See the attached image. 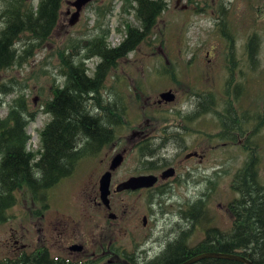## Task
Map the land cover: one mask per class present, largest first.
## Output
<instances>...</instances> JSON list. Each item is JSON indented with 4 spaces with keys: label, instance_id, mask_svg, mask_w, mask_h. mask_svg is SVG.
<instances>
[{
    "label": "rangeland",
    "instance_id": "obj_1",
    "mask_svg": "<svg viewBox=\"0 0 264 264\" xmlns=\"http://www.w3.org/2000/svg\"><path fill=\"white\" fill-rule=\"evenodd\" d=\"M36 1L25 0L26 3L34 5ZM70 1L72 0H62L57 23L42 46L18 65L14 64L0 71V84L9 83L3 92L0 90V118L5 116L13 100L21 95L25 100V107L34 112L33 119L25 126L28 136L26 148L31 152L40 149L38 132L50 119L49 114L42 112L40 104L51 96L52 84L61 86L64 82L58 71L57 50L64 44L68 46V39L77 38L75 40L82 44L80 54H84L87 40L98 35L93 28L97 21L101 27L107 28L105 43L110 47L117 45L123 37L125 23L139 26L131 8L125 12L120 10L122 0H90L81 8L76 22L70 25L68 19L74 10L69 4ZM163 1L165 8L157 16L147 38L116 62L115 67L107 72L103 87L98 90L101 98L100 107H95L91 113L100 114L106 106L117 104L116 107L113 106L114 109L109 107V111L117 117V122L111 125L112 137L96 152V156L81 159L71 175L61 181L55 189L57 197L52 202V209L56 206L66 214L76 212L80 216L77 212L80 211L81 205L76 206L81 201L78 191L89 189L93 182L99 183L101 174L105 168L107 169L109 159L121 148L131 147L126 151L121 164L112 171L111 182L125 179L132 173L145 172V167H139L137 150L132 148L133 138H128L130 133L142 127L148 126L146 130H150L156 125L167 124L168 120L173 121V115L166 116L165 111H162L159 117H150L149 112L154 109L181 106L184 111L191 109L192 99L183 105L188 98L186 86H189L190 82L203 83L204 78L221 77L220 71L218 73V63L223 60L226 39L219 33L220 24L217 25L216 22L223 17L221 30L234 39V46H238L246 34L252 31L253 20L258 14L257 8L264 7V0ZM1 6L0 2V8ZM221 7L224 9L223 14ZM67 9L69 11L65 13ZM98 9L103 11L102 15L97 13ZM261 15L263 17L264 13ZM1 21L0 19V27L3 24ZM263 29L264 20L260 25L262 32ZM24 39L23 35L21 41ZM20 44L15 43V46L19 47ZM207 51H210V54H207ZM98 60L95 56L85 59L86 74L92 76ZM170 89L175 91L176 101L171 104L169 101L162 105L158 104L156 99L162 100L158 97L159 91ZM216 119L218 117L214 113L212 116L202 114L190 122L180 121V125L185 123L184 125L203 130L204 127L215 125ZM216 132L214 130L212 136ZM258 140L261 144L255 154V166L251 168L256 169L258 180L264 186V133L259 134ZM200 141L199 144L191 146L202 153L201 147H204V144L203 140ZM211 142L214 146L205 149V155L200 160L196 156L184 157L186 153L193 151L190 147L180 152L178 156L180 161L175 163L178 173L188 167L192 168V174L175 181L165 192L154 194L150 200L152 204L146 205L150 192L148 194L118 192L113 195L115 200L121 199L122 203L119 205L123 204L125 207H118L120 201H117L116 207H112L116 214L124 210L122 222H131V225L139 227L141 217L145 215L148 221L152 223L154 221L158 226L162 225L152 245L154 256L162 255L160 251L165 237L180 232L181 229L175 228V223H178L179 227L193 228L184 232L188 246L194 245L202 238L203 228L216 226L222 231L230 229L231 217L226 205L230 199L237 196L231 184L234 180L233 173L241 166L243 155L235 145L218 144L221 141L214 136ZM176 150L167 144L157 149L155 156L164 157L169 164H173L171 157ZM14 196V203L4 212L6 218L9 216L10 218L0 224V239L4 234L21 239L20 232L29 226L27 205L31 201L30 193L23 188L16 191ZM196 200H200L198 206H201L197 216L196 210L185 213L183 209ZM86 212L89 213V210L86 209ZM85 219L83 221H86ZM39 220L42 221V219L34 221ZM100 221L108 222V219L103 216ZM12 248L11 245L3 246L0 243V257L15 252ZM151 254L152 252L149 253Z\"/></svg>",
    "mask_w": 264,
    "mask_h": 264
},
{
    "label": "flooded vegetation",
    "instance_id": "obj_2",
    "mask_svg": "<svg viewBox=\"0 0 264 264\" xmlns=\"http://www.w3.org/2000/svg\"><path fill=\"white\" fill-rule=\"evenodd\" d=\"M67 11L69 10L67 9L65 13ZM257 11V18L253 20V29L246 34L240 45L234 46L232 37L226 41L223 60L218 63V73L220 71L221 77L204 78L203 83L190 82L189 86H186L188 98L183 105L192 99L191 109L184 111L183 106L172 107V109L170 107L154 109L149 112L150 117H159L162 111H165L166 116L173 115V121L168 120L167 124L156 125L150 130H146L148 126L142 127L130 133L128 138H133L132 148L137 150L139 167H145V172L132 173L125 179L112 183V171L121 164L126 151L131 147L121 148L111 156L106 165L107 169L105 168L103 171V173H109L107 205L102 201L99 183L93 182L89 189L78 191L81 201L76 206L81 205L79 206L80 211L77 212L80 216L76 212L66 214L56 206L55 209H52V202L57 197L56 187L71 175L81 159L96 156V152L104 145L99 147L96 143H75L73 151L79 149L81 151L77 152L68 172L50 184L35 183L31 190H28L31 200L27 205L29 226L20 232L21 239L8 234L2 236L0 243L3 246L11 245L15 252L0 257V261L19 263L23 256H31L34 264L38 262L35 260H40L41 257L45 259L44 264L160 263L161 256H154L152 245L156 241L162 225L158 226L154 221L153 223L148 221L145 215L141 217L139 227L131 225V222H122L124 210L116 214L112 209L113 206L116 207L117 201H120L119 205L122 200H115L113 195L118 192L126 194H148L150 192L146 199V205L152 204L150 200L154 194L165 192L175 181L192 174V168L188 167L178 173L175 163L180 161L178 158L180 152L190 147L193 151L186 153L184 157L196 156L200 160L205 155V149L214 146L211 142L213 136L221 141L218 144L235 145L240 150L243 155L242 163L240 161L241 166L238 167V170H241L240 175H242L244 165L255 166V154L261 144L258 136L260 133H264V29L263 32L260 30L261 22L264 20V16L261 15L264 13V7H258ZM208 53L210 54V51H207ZM164 91H159L158 97ZM170 92L173 98L169 104L176 101L175 91L170 89ZM125 96L126 94L123 95V98ZM156 102L162 105L168 101L156 99ZM170 110L171 112H168ZM213 113L218 117L216 123L219 125H210L204 127L203 130L184 125L185 123L180 125V121L190 122L196 116L202 114L212 116ZM111 116H113V112L108 111V117L111 118ZM105 127L113 133L111 125ZM214 130L219 136H216V133L212 136ZM200 140H203L204 144V147H201L202 153L192 148L193 145L199 144ZM167 144L177 149L171 157L173 164H169L170 162L164 157L155 156L157 149ZM151 146L155 148L153 149ZM148 149H151L152 153L147 154ZM40 150L33 152L32 160L39 158ZM115 155H119L121 160L111 169L110 162ZM148 161L152 164H149ZM168 167L173 169V175L164 179L160 178L161 171ZM146 174L156 176V181L151 186L134 189L121 188V183L130 177ZM48 180L50 179L48 178ZM120 206L125 208L123 204L118 207ZM86 209L89 210V213L86 212ZM103 216L108 219V222L100 221ZM7 218L9 219L10 216ZM7 218L5 216L3 220H0V224ZM35 219H42V221L35 222ZM84 219L86 221H83ZM174 225L176 229L181 230L179 233H173L170 237L164 238L161 253L165 252L168 246L178 242L188 245L184 239V232L186 229L193 228L190 226L188 228L179 227L178 223ZM150 252H152L151 255H149Z\"/></svg>",
    "mask_w": 264,
    "mask_h": 264
},
{
    "label": "trees",
    "instance_id": "obj_3",
    "mask_svg": "<svg viewBox=\"0 0 264 264\" xmlns=\"http://www.w3.org/2000/svg\"><path fill=\"white\" fill-rule=\"evenodd\" d=\"M195 0H189L192 2ZM0 71L9 68L39 49L54 29L62 0H37L36 4L25 0H0ZM131 8L139 26L125 23L123 37L115 46L105 43L107 28L99 21L94 23L98 35H94L86 45L84 54H80L82 44L77 38L68 39L57 50L58 71L64 82L61 86H50L51 96L42 101L41 110L50 115L48 122L39 130V158L32 160L33 152L26 148V124L34 117V112L25 107L21 95L7 108L0 118V220L5 218V208L15 200L14 193L19 189L31 190L35 183L50 184L65 175L73 164L77 152L73 146L77 142L96 143L101 146L108 142L112 133L105 127L117 122L116 114L108 117L109 107L102 113H91L100 107L98 90L103 87L107 72L115 67L116 62L139 44L150 33L157 16L165 8L163 0H122L120 10ZM221 9L223 14L224 9ZM108 10H110L108 8ZM103 14V11H97ZM219 33L226 41L231 37L221 30ZM219 22V23H218ZM24 35V41H21ZM72 40V41H71ZM20 42L16 47L15 43ZM98 57L92 76L86 74L85 59ZM8 84H0V90ZM18 101V103H15ZM16 105V106H14ZM105 105H103V109ZM219 121V120H218ZM219 123H216V125ZM216 136H219L216 133ZM152 153L151 149L147 154ZM2 155V156H1ZM149 164L152 162L148 161ZM234 172L231 188L237 196L226 205L231 217L230 229L222 231L216 226L203 228V236L194 245L181 242L167 247L158 264H178L194 255L206 251L240 254L253 263L264 262V186L259 182L257 171L249 165ZM241 176H243L241 178ZM48 178L50 180H48ZM196 200L187 206L185 213L194 212L196 216L201 206ZM195 207V209H193ZM181 213V211H179ZM196 219V218H195ZM31 256H23L21 262L0 261V264H34ZM44 258L35 260L44 264ZM155 264V263H153ZM190 264H243L238 261L218 258H202Z\"/></svg>",
    "mask_w": 264,
    "mask_h": 264
},
{
    "label": "water",
    "instance_id": "obj_4",
    "mask_svg": "<svg viewBox=\"0 0 264 264\" xmlns=\"http://www.w3.org/2000/svg\"><path fill=\"white\" fill-rule=\"evenodd\" d=\"M90 0H72L69 4L74 8L73 12L70 13L68 24H73L77 18L81 8L88 3ZM160 98L164 101L172 100V93L170 91H164L159 94ZM120 156L115 155L110 162V168H114L120 162ZM173 175V169L168 167L161 171L160 178H166ZM156 181V176L151 174L132 176L129 179L121 183V188L134 189L138 187H149ZM108 182L109 173H103L99 178V190L101 191L102 201L107 205L106 195L108 193ZM202 258H218V259H228L241 262L243 264H264L263 263H253L250 259L240 254L234 253H224L219 251H206L194 255L178 264H190Z\"/></svg>",
    "mask_w": 264,
    "mask_h": 264
}]
</instances>
